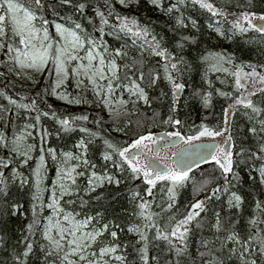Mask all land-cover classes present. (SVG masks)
Masks as SVG:
<instances>
[{"label": "snow or ice", "instance_id": "1", "mask_svg": "<svg viewBox=\"0 0 264 264\" xmlns=\"http://www.w3.org/2000/svg\"><path fill=\"white\" fill-rule=\"evenodd\" d=\"M189 6L209 14L207 27L220 42L244 38L264 57V0H236L231 8L213 0H175L168 5L163 0H103L94 5L88 0H0V77H23L38 84L37 77L47 72L44 96L95 105L108 114L107 121L103 116L93 120L98 130L92 131L84 126L87 115L61 117L42 111L36 98L21 95L17 101L0 91L7 101L0 105L5 128L13 112L34 121L19 131L13 122L11 137L0 131V148L7 150V156L0 157V222L5 233L11 218L24 214L12 187L17 194L30 193L31 219L21 226L16 246L10 249L0 235V249L8 253L11 264H130L133 254L139 264H264V62L238 63L235 53L207 49L187 59L186 51L198 47L200 40L193 33H177L189 25L200 32L197 21L184 16ZM89 8L91 16L86 15ZM142 8L168 18L159 23V31L157 21H142L133 14ZM166 33H172L171 47ZM200 65L205 66L203 79L209 89V73L223 74L217 77L221 84L229 77L233 80L231 92L215 89L227 106H222L214 126L207 123L215 115L208 111L214 107L213 92L184 82ZM69 79L75 94L66 91ZM161 81L168 91L161 88ZM186 87L191 88L189 96L184 95ZM157 89L159 95L152 96ZM89 91L92 101L84 95ZM169 96L166 114L153 107L165 104ZM193 101L208 113L199 123L186 112ZM237 114L245 123H238ZM42 117L59 126L57 139L77 128L85 134L73 145L77 151L46 146L52 132L42 126ZM105 123L110 127L104 128ZM157 128L164 131L154 133ZM111 132L126 139L114 142ZM250 139L255 143L249 144ZM97 143L102 146L100 172L87 158L89 146ZM189 153L199 159H191ZM49 160L55 170L50 188ZM201 161L214 162L219 174L194 180L190 173ZM25 167L28 175L21 171ZM189 186L191 199L181 211L179 195ZM245 191L252 194L254 204L241 227ZM121 199L130 208L109 217L108 208ZM153 205L159 211H153ZM124 215L140 223L122 225ZM206 229L211 235H205ZM125 232L137 238L122 241ZM193 233L200 236L195 255L189 251ZM150 246L157 250L151 257Z\"/></svg>", "mask_w": 264, "mask_h": 264}, {"label": "trees", "instance_id": "2", "mask_svg": "<svg viewBox=\"0 0 264 264\" xmlns=\"http://www.w3.org/2000/svg\"><path fill=\"white\" fill-rule=\"evenodd\" d=\"M102 3L103 0H88L89 5H94L96 3ZM175 0H163V3L165 5H168L169 3H174ZM214 3L217 4V6H224V7H234V4L236 0H231V3H229V0H213ZM116 8L123 12L124 10L120 9L118 5L116 4ZM184 16L185 17H191L192 19H195L197 21V24L200 27V32H195V30L191 29V25H189L188 29H177V33L182 32L185 35H188L190 33L195 34L196 36L200 37L198 47L193 45L190 46L189 49L186 51L185 55L186 58L191 60L195 57H197L201 52H204L205 49L207 50H213V51H223L225 53H235V56L237 58V62H254V63H260L264 62V57H261L259 50L257 49L256 45L251 44L247 42L246 39L241 38L238 40V42H228V41H223L220 42L216 36L215 33L212 32L208 27V23L210 20V16L207 12L199 10L198 8H192L189 6L187 9L183 10ZM66 14H71L70 12ZM134 15H138L139 17L142 18V21H146L148 18H151L153 21H157V27L156 30L159 31V23L163 22L164 20H167L168 18L166 16H163L158 10L156 11H150L148 8H142L138 13H133ZM87 16H91V8L86 13ZM87 27H89V30H91L90 26L87 25V21H83ZM50 32L53 34V29L50 27ZM167 36L170 38L169 39V47H171V38H172V33H166ZM250 35H255L254 33H250ZM178 38V36L176 37ZM106 39L109 40V43L112 44L113 47L117 46L115 41H112L110 37H107ZM155 60H159V58H154L153 62ZM3 69H0L2 71ZM204 70L205 66L200 65L199 66V71L194 70L190 75H186L185 77V83L186 85H192L195 86L197 89L201 90L202 92L211 90L213 92V109L208 110L209 112H214V116H210L209 120L207 123L209 126H214L216 124L217 118L220 117L221 115V108L222 106H227L226 102L224 99L218 97L215 95V89L219 88L224 91L231 92L232 91V84L233 80L232 78H228V83L227 84H221L220 79L217 77L220 76L223 78V74H213L209 73L208 79L212 81V88L209 89V86L207 83H205L203 79L204 75ZM45 81V80H44ZM44 81H40L38 84H32L31 81L27 80H21L17 79L13 76H9L8 79H5L3 77H0V91H6L8 95L12 96L13 99H16L19 101L21 95H26L29 96L30 98H36L38 100V107L42 111H55L59 116L61 117H72V116H77V115H87L89 117L88 122L84 124L85 127L91 129L92 131H97V126L95 123H93V120L97 118L98 116H103V120L107 121L108 120V115L104 113V111L96 107L95 105L88 106V104H83L79 105L77 108H70L67 106H62L60 104H57L50 100L49 96H44L43 95V87H45ZM161 88L164 89V91H168V88L164 84L163 81L160 82ZM67 92L75 94V85L72 82L71 79L67 82ZM160 89H157L156 91L152 92V96L159 95ZM41 93L40 97H37V93ZM191 93V88L186 87L185 89V96H189ZM86 98L88 101H92L94 99L92 93L89 91L86 94ZM254 100H258V97H254ZM44 101H47L45 103ZM28 102V101H25ZM170 102V96L165 98V104H157L154 103L153 107L156 108H162L164 113L166 114L167 112V103ZM181 104H183V100L181 101ZM0 105H7V101L3 100L2 97H0ZM48 105H51V108H48ZM186 112L189 113L192 117V119L196 120L197 123L200 122V119L203 115H206V113L200 106L198 102H191L190 106L186 109ZM11 116V122L9 123L8 127L5 128L3 123H0V131H3L8 135L9 137L12 136L14 128H13V122L15 124V130L19 131L20 128L25 124V123H34V121L26 119L25 115L22 114L21 117L17 118L15 113H10ZM36 113H32L31 116H35ZM182 117L184 115V112L181 113ZM238 123H245V120L242 116L237 114L236 117ZM78 125L81 123L79 121L76 122ZM41 124L44 128H47L50 132H52V135L48 138V142L46 146H51L53 148H56L58 151L59 150H64V151H73L75 152L76 149L73 147L75 143H77L81 138L85 136V134L79 132L78 128L76 131L71 132V133H61V138L57 139L56 138V129L59 127L56 122L52 119H49L47 117H42L41 118ZM104 128H109V124L105 123L103 125ZM159 131H164L163 128H157L154 129V133L159 132ZM34 135L36 134L35 132L33 133ZM106 134V133H105ZM110 139H112L114 142H122L123 139H126L125 137H122L121 134H116L111 132L110 134ZM38 142V141H37ZM249 144H254L255 141L249 140ZM7 156V150L4 148H0V157H6ZM87 158L92 162L97 165L96 171L100 172L102 170V146L97 143L94 145L89 146V151H88V156ZM49 171H48V181L46 182L48 187H50V182L52 179V176L54 177V169L51 167V161L49 160ZM30 165L34 166V162H30ZM15 166V165H13ZM25 173V175L29 174V168L25 167L24 169H21ZM247 172V169L242 172V175H245ZM218 171H214V165L211 163H207L205 165L199 166L198 168H194L192 172L190 173V176L194 180H200L202 178L206 177H211L213 175H218ZM246 178V175H245ZM80 183H84V179L80 178L79 180ZM137 184H140L141 181H136ZM191 182H189L190 184ZM247 187V185L245 186ZM159 188V184H158ZM98 191H103V190H98ZM155 191V190H154ZM12 192L14 198H17L20 200V202L24 205V214L23 216L17 218V217H12L7 225V231L5 233L4 225L2 222H0V235H4V238L7 242V245L11 249L12 246H16V241L19 238L20 232L19 230L21 229V226L23 224H26L28 220L31 219V212L29 211L30 209V193L25 190L23 194H17V188L12 187ZM257 193H259V188L257 187ZM243 195L245 196V204H244V211H243V219L241 221V227H243L245 221L249 216L252 214V207L254 204V201L252 199V194L248 193L247 191L243 192ZM48 193H45V200L47 201ZM261 198H264L262 196ZM159 200V197L157 198ZM191 199V187H187L184 190L181 191L179 195V206L181 208V211L184 210V205L186 201ZM222 201H226V197L222 198ZM226 207V204L224 205ZM67 210H72L71 207L65 205ZM219 207V205H217ZM123 208H130L128 205L127 201L124 199H121V201L118 204H114L112 207L108 208V215L111 217L114 215L116 212H119ZM2 210V209H0ZM153 211H159L158 208L153 205L152 208ZM76 211H80L78 207H76ZM235 211V210H233ZM45 215H47L46 209H45ZM203 215V214H202ZM24 217H27L25 219ZM129 222H135V223H140L139 220H137L135 217H129L127 215H124L122 217L121 223L122 225L127 224ZM151 235V234H150ZM205 235H211L205 230ZM223 236L224 233H221ZM137 237L133 234H127L121 233L120 239L123 240H135ZM200 236L197 233H193L190 240H189V251L195 255L197 251V241L199 240ZM37 239L39 240V233H37ZM161 247H163V244L161 243ZM131 251V249H129ZM156 249L150 246V251H149V256L151 257L152 255L156 254ZM31 259V258H30ZM129 262L133 260L136 261V264H139L138 257H136L134 254L129 256ZM0 264H11L10 258L8 256L7 252H4L3 249H0ZM151 264V261H150Z\"/></svg>", "mask_w": 264, "mask_h": 264}, {"label": "rangeland", "instance_id": "3", "mask_svg": "<svg viewBox=\"0 0 264 264\" xmlns=\"http://www.w3.org/2000/svg\"><path fill=\"white\" fill-rule=\"evenodd\" d=\"M118 5V7L120 8V6H119V4H117ZM121 9V8H120ZM123 10V9H122ZM52 29H53V35L55 34V29H54V27H52ZM13 77H15V76H13ZM16 78V77H15ZM47 78V72H45V75L44 76H38L37 77V79H39V81H44L45 79ZM21 80H27V79H24L23 77H21L20 78ZM50 79H52V80H54L55 78L54 77H52V78H50ZM27 81H29V80H27ZM63 90V89H62ZM91 92V91H90ZM49 98H50V100H52L53 102H55V103H57V104H60V105H62V106H67V107H70V108H77V107H79V105H75V104H67V103H65L64 101H61V100H57L55 97H53V96H51V95H49ZM124 98L125 99H127V94L125 93V96H124ZM102 109V108H101ZM103 110V109H102ZM104 111V110H103ZM104 113L106 114V115H108L107 114V112L106 111H104ZM113 133H116V134H120V133H117V132H113ZM217 139H220V138H217ZM77 151V150H76ZM75 151V152H76ZM54 177H55V170H54ZM53 176H52V179L54 178ZM50 188V187H49ZM70 211V210H69ZM46 212H47V215H48V210L46 209ZM39 239H40V235H39Z\"/></svg>", "mask_w": 264, "mask_h": 264}, {"label": "water", "instance_id": "4", "mask_svg": "<svg viewBox=\"0 0 264 264\" xmlns=\"http://www.w3.org/2000/svg\"><path fill=\"white\" fill-rule=\"evenodd\" d=\"M159 132H161V131H159ZM156 133H158V132H156ZM205 142H207V141H205ZM197 144H199L200 142H196ZM189 157L191 158V159H199V157L198 156H195V155H193L192 153H189ZM208 163V162H207ZM207 163H205L204 161H201L200 162V166H202V165H205V164H207ZM194 168H196L195 166H193V169Z\"/></svg>", "mask_w": 264, "mask_h": 264}, {"label": "flooded vegetation", "instance_id": "5", "mask_svg": "<svg viewBox=\"0 0 264 264\" xmlns=\"http://www.w3.org/2000/svg\"><path fill=\"white\" fill-rule=\"evenodd\" d=\"M211 163L212 165H214V162H208V164Z\"/></svg>", "mask_w": 264, "mask_h": 264}]
</instances>
